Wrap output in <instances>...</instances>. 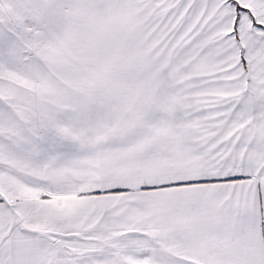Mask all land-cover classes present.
I'll return each instance as SVG.
<instances>
[{
    "label": "snow or ice",
    "instance_id": "snow-or-ice-1",
    "mask_svg": "<svg viewBox=\"0 0 264 264\" xmlns=\"http://www.w3.org/2000/svg\"><path fill=\"white\" fill-rule=\"evenodd\" d=\"M0 264H264V0H0Z\"/></svg>",
    "mask_w": 264,
    "mask_h": 264
}]
</instances>
